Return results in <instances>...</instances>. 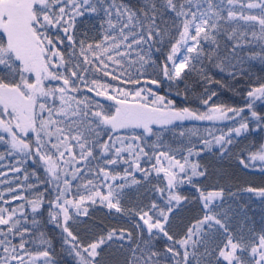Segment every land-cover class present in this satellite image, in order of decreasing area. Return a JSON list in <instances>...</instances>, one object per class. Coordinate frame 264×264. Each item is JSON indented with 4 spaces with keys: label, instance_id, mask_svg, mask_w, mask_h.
Masks as SVG:
<instances>
[{
    "label": "snow or ice",
    "instance_id": "6c2138e0",
    "mask_svg": "<svg viewBox=\"0 0 264 264\" xmlns=\"http://www.w3.org/2000/svg\"><path fill=\"white\" fill-rule=\"evenodd\" d=\"M252 62L264 0H0V162L20 157L0 171V264H59L49 224L75 264H264V184L238 175L264 174V142L233 151L264 132ZM213 70L253 79L243 106L208 87L189 105ZM203 121L233 123L184 127Z\"/></svg>",
    "mask_w": 264,
    "mask_h": 264
},
{
    "label": "trees",
    "instance_id": "16d2710c",
    "mask_svg": "<svg viewBox=\"0 0 264 264\" xmlns=\"http://www.w3.org/2000/svg\"><path fill=\"white\" fill-rule=\"evenodd\" d=\"M90 23L92 21H89ZM81 28H84V25L80 26ZM90 36L95 35V32H89ZM212 76L215 80H219V84H210V85H204L203 83H195V80H191L190 84L194 86V94L190 97L189 105L192 107L199 106V101L197 100V96L200 95V93L203 92L204 87H208L211 91L217 92L216 102L218 103H224L227 105L235 106V107H241L245 103V96H246V89L248 88L249 84L253 82L252 78L255 77H262L264 76V65L259 64V62H252L251 66V74L252 78L244 77L237 80H232L226 73H219L216 70L212 71ZM114 83V82H113ZM162 94L164 92H167V86L165 85L161 89ZM171 95V94H170ZM178 104H183L184 101L182 98H177ZM256 110L259 112L264 113V104H261V102H257L256 104ZM232 121H226L221 123H215V122H187L185 123L184 127L187 129H191L193 127L199 129V134H204L205 129H209L217 134H219L220 130L226 131L228 127L232 126ZM264 142V132H261L259 135H248V137L245 139L244 137L237 138L235 145H234V153H239L242 149L250 146L253 143H261ZM4 150L3 146H0V152ZM20 159L19 156L17 157H8L6 161L0 162V164L3 165V167H0V171H6L8 165L16 164V161ZM206 163H209L210 165L219 167V162L215 160L214 157H207ZM227 164L228 162H224ZM234 163V162H233ZM28 170L29 173L36 171L37 176L43 180L45 173L42 168L37 170V167L32 164L31 161H29L25 165H20ZM12 174H9V178ZM238 175L241 178L242 182H249L252 184L260 185L264 184V174H261L258 170L255 171L252 174L248 173H238ZM0 179H4V177H0ZM21 182H23L21 180ZM30 182H36V177L33 176L30 178ZM5 186L0 185V189H3ZM43 187V185H41ZM19 203V202H16ZM190 215V211L188 209L183 210L180 213V217H187ZM249 215L256 221H259L262 215H264V204H262L259 199L254 200L249 205ZM86 219V218H85ZM94 219L96 221L103 220L105 224H107L109 221L106 217L103 216L102 213H95ZM179 219V217H178ZM49 235L50 238L53 239V243L56 246V252H57V260L59 264H75V261L72 257L68 256L66 252H61L60 250V239H59V229H56L51 224L47 225L45 229ZM79 230L83 232L84 225L79 226ZM120 259L118 255L111 256L110 254H105V261L106 264H117V261Z\"/></svg>",
    "mask_w": 264,
    "mask_h": 264
},
{
    "label": "rangeland",
    "instance_id": "374dc122",
    "mask_svg": "<svg viewBox=\"0 0 264 264\" xmlns=\"http://www.w3.org/2000/svg\"><path fill=\"white\" fill-rule=\"evenodd\" d=\"M203 122H207V121H203ZM185 123H187V122H185ZM199 123H202V122H199ZM215 123H221V122H215ZM223 123V122H222Z\"/></svg>",
    "mask_w": 264,
    "mask_h": 264
}]
</instances>
